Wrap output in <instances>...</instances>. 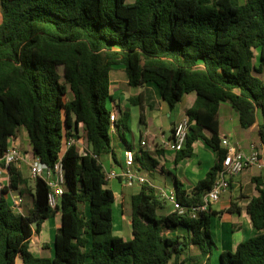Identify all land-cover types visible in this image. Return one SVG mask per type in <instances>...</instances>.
I'll return each instance as SVG.
<instances>
[{
    "label": "trees",
    "instance_id": "1",
    "mask_svg": "<svg viewBox=\"0 0 264 264\" xmlns=\"http://www.w3.org/2000/svg\"><path fill=\"white\" fill-rule=\"evenodd\" d=\"M0 151L24 127L35 158L53 166L63 155L65 192L48 204L47 181L34 179L33 205L14 211L6 193L29 191L18 162L8 165L0 201V264H212V208L204 203L222 167L220 107L230 102L239 123L259 120L264 145V0H0ZM258 52V53H257ZM257 60V61H256ZM123 64L128 84L158 85L175 105L195 91L190 132L181 157L204 139L216 163L191 190L177 183L181 213L151 183L131 195L132 236L114 233L113 203L101 157L113 152L110 70ZM133 102H139L133 98ZM117 121L115 122L116 125ZM209 133V134H207ZM77 135L85 148L73 144ZM0 161V165H4ZM247 206L259 234L223 251L219 264H264V188ZM233 203L228 211H235ZM61 213L54 246L35 255L30 241ZM34 221H38L37 228Z\"/></svg>",
    "mask_w": 264,
    "mask_h": 264
},
{
    "label": "crops",
    "instance_id": "2",
    "mask_svg": "<svg viewBox=\"0 0 264 264\" xmlns=\"http://www.w3.org/2000/svg\"><path fill=\"white\" fill-rule=\"evenodd\" d=\"M110 92L113 99H110L107 104L109 109L117 110L118 119L116 120L115 129L111 130L114 151L101 157L104 169L107 171H122L125 168L124 152L130 148L134 151L135 169L138 173L147 177L149 183L160 191L166 189L168 192H176L177 183L191 191L216 163L217 152L204 139L199 138L193 143L192 154L181 157L178 151L165 147L163 141L170 139L175 126L186 117H189L187 112L194 106L197 93L195 91L185 93L175 107H170L162 98L156 83L147 82L138 87L129 86L126 69L123 64L114 65L110 70ZM135 97L139 99V102L132 101ZM223 107H227L229 114V122L227 126L224 125V128H222ZM220 117L221 138L229 136L234 146L240 147L248 153L253 142L264 151V145L261 143L258 131L260 119L249 127H243L239 123V112L230 102L221 104ZM20 133L17 137L11 139L10 143L20 145L29 159L34 158L27 130L25 139L24 137L21 138ZM143 139L147 140V145L141 144ZM21 164L22 162L20 167ZM26 175L30 177L29 191L24 195L20 190L7 192L6 194L11 193V201L21 196L24 204L27 196L32 198L30 193L34 192L35 181L30 173ZM9 178V173L3 172L0 176V181L8 184ZM109 183L116 196L113 203L114 233L130 238L132 236L131 208L129 205L125 207V204L126 202L130 204L131 195L136 193L142 184L137 183L129 186L121 177L114 178ZM259 188H264V170H260L257 167H248L231 178L230 190L223 194L219 201L214 203L216 205L222 201H227L226 210H229L231 205L236 203L238 205H234V213L227 216V213H222L224 207L217 210L212 204V208L219 211L216 216L221 219V223H219L220 231L217 232L218 240L216 242L219 254L227 250L234 251L242 240L261 232L253 227L247 212L250 200L260 195ZM226 196L228 197L227 200H225ZM115 206H119L117 220H115ZM57 215L53 217L54 220ZM224 218H227V222ZM213 220L212 218V223ZM47 221L44 222L41 233ZM60 225L61 213L57 229ZM42 246V251H39V253L34 252L31 245L30 250L35 255L41 256L45 253V249Z\"/></svg>",
    "mask_w": 264,
    "mask_h": 264
},
{
    "label": "built area",
    "instance_id": "3",
    "mask_svg": "<svg viewBox=\"0 0 264 264\" xmlns=\"http://www.w3.org/2000/svg\"><path fill=\"white\" fill-rule=\"evenodd\" d=\"M110 119L111 130H114L115 122L118 119L116 109L111 110ZM190 126L191 120L189 117H186L175 126L173 135L170 139H165L163 141V145L176 151L181 150L186 144L188 134L190 132ZM73 144L80 146L81 144H83V142L77 135H71L68 137L65 143L64 151ZM141 144L147 145V140H141ZM222 145L225 146L228 150L223 159L222 167L212 188L204 196V203L192 205L190 207V213L193 215H196L200 211L208 210L212 204L219 201L223 194L230 190L231 178L233 176L240 174L248 167H257L260 170H264V151L263 149L259 148L256 143H251V150L249 153L241 149L240 147L234 146L231 143L229 136L222 137ZM63 155L64 152L61 154L55 164L53 166H50L35 157L29 159L27 154L21 149L20 145L10 143L5 151H0V161H3L5 163L4 165H0V176L3 172L9 173L8 165L10 163L22 161L27 162L30 167V174L34 179L41 176L47 181L48 185L51 188L48 195V204L52 209H57L65 192V170L63 166ZM124 156L125 168L122 171L105 170V174L108 180L110 181L114 178L121 177L129 186H133L137 183H148V178L138 173V171L134 167V151L128 148L125 150ZM6 185L7 184L0 181V201L2 200L4 193L3 189ZM161 195L162 197L167 198L177 208H179L181 213L183 212V207L177 200L176 192H168L166 189H163L161 190ZM22 201L23 199L21 196L13 199L12 207L14 211L23 213ZM57 213L59 212L57 211Z\"/></svg>",
    "mask_w": 264,
    "mask_h": 264
},
{
    "label": "rangeland",
    "instance_id": "4",
    "mask_svg": "<svg viewBox=\"0 0 264 264\" xmlns=\"http://www.w3.org/2000/svg\"><path fill=\"white\" fill-rule=\"evenodd\" d=\"M134 0H127V2H133ZM2 20V13L0 10V22ZM258 53V52H257ZM257 61V60H256ZM258 75H260L261 77L264 78V73H258ZM130 88V87H129ZM228 109L227 107H223V113H222V123L223 126L222 128H224V125L227 126L228 122H229V114H228ZM258 119H261V115L259 112L258 115ZM223 130V129H222ZM20 134H21V138L24 137V139L26 138V130L24 128H21L20 130ZM85 147V143L83 142V144L80 145V148H84ZM26 153V152H25ZM19 164L21 162H18ZM22 170L25 174L30 173V167L28 166V164L25 161H22L21 164ZM228 197H225V200H227ZM6 200L8 203H10L11 205L13 204V202L11 201V193L6 194ZM242 202V201H241ZM229 203V202H228ZM33 205V199L30 196H27V200L26 203L24 202L23 204V213H27L28 209ZM129 205V207L131 206V202L130 204H125V207H127ZM214 205V204H213ZM227 205V201H222L221 203H217L216 205H214V208L219 210L222 209L221 207H224L222 210V213H227V216H230L233 212L226 210V206ZM57 217L55 218V220L52 218L47 219L48 221L45 224V228L42 231V233L40 232H36L35 236L33 237V239L30 241V245L33 248V251L36 253H39V251H42L41 246L45 245L46 243H50L52 246H54V240H55V231L57 230V226L60 223V212L57 213ZM118 215H119V206H115V220L118 219ZM234 215V214H233ZM237 216V215H236ZM213 226H212V230H213V237L215 239V241L217 242L218 240V231H220V225L219 223H221V219H219L216 215L213 216ZM227 222V218H224ZM49 220H51V222H49ZM37 228V226H36ZM219 244V242H218ZM217 244V245H218ZM42 246V247H43ZM213 257H212V264H219V260H220V254L218 251L217 246L214 247L213 249ZM17 264H21V260L19 259L17 261Z\"/></svg>",
    "mask_w": 264,
    "mask_h": 264
},
{
    "label": "water",
    "instance_id": "5",
    "mask_svg": "<svg viewBox=\"0 0 264 264\" xmlns=\"http://www.w3.org/2000/svg\"><path fill=\"white\" fill-rule=\"evenodd\" d=\"M38 226V221H34V227Z\"/></svg>",
    "mask_w": 264,
    "mask_h": 264
}]
</instances>
